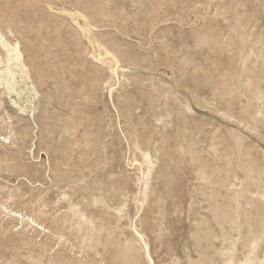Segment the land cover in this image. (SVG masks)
I'll return each instance as SVG.
<instances>
[{
	"label": "rangeland",
	"instance_id": "1",
	"mask_svg": "<svg viewBox=\"0 0 264 264\" xmlns=\"http://www.w3.org/2000/svg\"><path fill=\"white\" fill-rule=\"evenodd\" d=\"M0 264H264V0H0Z\"/></svg>",
	"mask_w": 264,
	"mask_h": 264
}]
</instances>
